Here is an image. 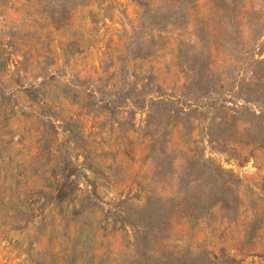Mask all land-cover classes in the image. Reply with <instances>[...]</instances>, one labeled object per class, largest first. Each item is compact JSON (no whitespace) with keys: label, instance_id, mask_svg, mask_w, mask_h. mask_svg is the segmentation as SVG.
<instances>
[{"label":"rangeland","instance_id":"rangeland-1","mask_svg":"<svg viewBox=\"0 0 264 264\" xmlns=\"http://www.w3.org/2000/svg\"><path fill=\"white\" fill-rule=\"evenodd\" d=\"M150 252L264 264V0H0V264Z\"/></svg>","mask_w":264,"mask_h":264},{"label":"trees","instance_id":"trees-1","mask_svg":"<svg viewBox=\"0 0 264 264\" xmlns=\"http://www.w3.org/2000/svg\"><path fill=\"white\" fill-rule=\"evenodd\" d=\"M215 179V178H214ZM213 179V181H214ZM212 181V182H213ZM223 183L219 182V184H216V182L214 181L211 185H210V188H208V190L213 193L214 197H213V201L210 202L209 205H213L215 204L216 202L219 203V205L221 207H225L226 203H227V196L225 194V191L223 190ZM59 193H57L58 195ZM141 228H143V225H141ZM156 252H150V257L151 256H155L154 258H157L156 260V264H189V262H186V260H184L183 256H171L170 253L167 254V256H164V257H157V254ZM170 257V258H169ZM159 258V259H158ZM211 259V258H210ZM210 259H206V262L207 260H210ZM207 264H215L214 261H210L209 263Z\"/></svg>","mask_w":264,"mask_h":264}]
</instances>
